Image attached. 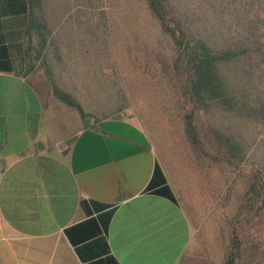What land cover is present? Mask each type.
<instances>
[{
	"label": "crops",
	"instance_id": "obj_1",
	"mask_svg": "<svg viewBox=\"0 0 264 264\" xmlns=\"http://www.w3.org/2000/svg\"><path fill=\"white\" fill-rule=\"evenodd\" d=\"M60 12L41 45L28 0H0V264H178L192 226L138 118L78 120L53 94L65 73L78 103L76 48L65 63L56 36L78 14Z\"/></svg>",
	"mask_w": 264,
	"mask_h": 264
},
{
	"label": "trees",
	"instance_id": "obj_2",
	"mask_svg": "<svg viewBox=\"0 0 264 264\" xmlns=\"http://www.w3.org/2000/svg\"><path fill=\"white\" fill-rule=\"evenodd\" d=\"M118 1L128 9L129 0ZM95 2L105 0H28V29L43 45L48 7L57 3L65 13ZM139 2L169 48L158 70L174 93L191 156L231 176L219 206L228 235L222 264H264V0ZM53 94L85 117L68 94L57 87ZM155 193L173 200L166 185Z\"/></svg>",
	"mask_w": 264,
	"mask_h": 264
},
{
	"label": "rangeland",
	"instance_id": "obj_3",
	"mask_svg": "<svg viewBox=\"0 0 264 264\" xmlns=\"http://www.w3.org/2000/svg\"><path fill=\"white\" fill-rule=\"evenodd\" d=\"M128 2V12L118 0L95 2L90 10L78 5L76 31L69 27L65 12L56 36H61L57 43L66 56L64 62L77 63L68 54L78 55V103L87 120L112 113L138 118L192 226V240L182 260L222 264L228 235L219 206L231 176L206 158L196 161L191 156L174 93L158 70V58L169 48L139 0ZM50 11L53 18L61 15L57 6ZM74 32L78 39L69 46L67 39L74 38ZM54 73L62 75L59 89L74 94L70 77Z\"/></svg>",
	"mask_w": 264,
	"mask_h": 264
}]
</instances>
